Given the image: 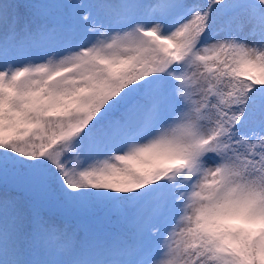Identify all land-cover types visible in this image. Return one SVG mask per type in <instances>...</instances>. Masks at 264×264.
I'll list each match as a JSON object with an SVG mask.
<instances>
[{"label":"snow or ice","instance_id":"snow-or-ice-1","mask_svg":"<svg viewBox=\"0 0 264 264\" xmlns=\"http://www.w3.org/2000/svg\"><path fill=\"white\" fill-rule=\"evenodd\" d=\"M0 264H264V0H0Z\"/></svg>","mask_w":264,"mask_h":264}]
</instances>
